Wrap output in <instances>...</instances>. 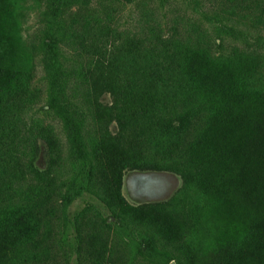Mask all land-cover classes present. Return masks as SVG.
<instances>
[{
	"label": "rangeland",
	"instance_id": "374dc122",
	"mask_svg": "<svg viewBox=\"0 0 264 264\" xmlns=\"http://www.w3.org/2000/svg\"><path fill=\"white\" fill-rule=\"evenodd\" d=\"M48 4L0 0V99L6 100V114H15L12 126L18 129L11 154L22 170L10 179L24 175L32 160L72 199L65 206L66 236L59 235L62 264H79L77 220L80 227L87 223L85 233L100 235L87 250L99 257L96 264H264V91H251L264 85V0H61L64 14L54 29L92 164L73 158L62 122L47 106L38 46L51 20ZM79 11L98 16L99 23H77ZM174 33L210 45L212 53L208 59L189 57L200 84L185 73L183 50L168 59L179 73L164 79L180 85L181 116L190 102L232 99L245 130L257 136L259 154L251 162L223 146L171 155L181 141L175 129L160 130L157 104L177 92L170 85L160 88L164 74L155 61L149 60V72L140 73L144 58L129 48L140 47L146 36L166 39ZM115 52V65L108 68L99 55L107 59ZM140 77L143 86L150 85L126 81ZM115 80L120 93L108 88ZM136 107L147 114L130 111ZM127 118L130 124L123 126ZM7 134L3 142L15 131ZM142 135V148H136ZM110 164L117 167L113 186L123 203L108 196L111 184L102 175ZM91 172L95 193L88 190ZM5 180L7 175H0ZM139 206H152L154 213L136 212Z\"/></svg>",
	"mask_w": 264,
	"mask_h": 264
},
{
	"label": "trees",
	"instance_id": "16d2710c",
	"mask_svg": "<svg viewBox=\"0 0 264 264\" xmlns=\"http://www.w3.org/2000/svg\"><path fill=\"white\" fill-rule=\"evenodd\" d=\"M60 1L48 0L51 20L38 46V51L43 56L46 69V80L48 83L47 106L49 111L61 120L64 132L68 137L73 158L77 161L78 156L82 160L85 159L91 162L90 151L83 135V123L77 119L76 114L82 115L79 113V106L72 99L70 81L64 75V54L54 29L57 19L64 14V11L59 6ZM123 1L130 3L133 0ZM81 20H96L99 23L97 21L98 16L89 15L86 17L83 12L79 11L77 12V23ZM73 22L74 19H72V24ZM143 44L144 46L142 47ZM180 50L184 51L186 57L183 61V65L186 68L185 73L192 82L200 84L199 78L201 75L191 67L189 57L199 55L203 59H208L207 57L212 55L210 45L203 44V46H200L195 41L174 33L166 39H150L149 36H146L144 43L142 42L140 47L139 45H134L129 48V52L134 54L140 51L141 58H144L142 62L145 65L142 71H139L140 73L149 72L150 67L148 65L152 64L149 60L155 61L158 64H154L155 68L161 67V72L164 74L159 82L160 88L164 90L166 85H170L177 92L173 98L163 95V100L159 102L160 105L157 104L162 109L157 122V125L162 127L160 130L175 129L181 141L172 150L171 155H185L188 150L196 149L197 147H204L211 151L223 146V148L230 149V151L235 150L242 160L244 158L243 161L245 163L251 162L259 154L256 147L257 136L245 130V118L236 112L232 99H221L217 103L206 100H202L199 103L190 102L187 104L186 109L188 114L181 116L180 110L184 106L183 99L185 97L178 93L180 85L178 81H170L171 79L168 77L164 79L167 75H171L172 72L178 75L179 70L174 69L172 71V68L169 67L168 59L174 57ZM116 54L115 52L110 56L108 55L107 59L105 55H99V59L106 62L109 68L110 65L111 67L115 65ZM115 79L119 78L116 77ZM126 81H132L136 87L144 88L150 85L146 81V85L143 86L145 79L142 77L137 80L126 79ZM116 82L117 80L108 85V88L113 93H120V86H117ZM103 86L105 87V85ZM251 91H264V85L254 87ZM214 92L220 93L219 90H214ZM144 99H146L145 96ZM144 99L139 102V106H142ZM5 102L6 100L0 99V175L4 177L7 175V180L0 181V264H62L61 255L59 254V235L63 233L64 237L66 236L65 229L69 224V219L66 216L65 206L70 204L72 199L70 196L64 197L65 193L62 194L61 187H53V181H48L43 172L36 170L34 164L31 163L32 160L24 170V175H13L10 179L12 172L18 171L20 173L22 169L17 166L19 159H15L14 155L11 154L12 148L15 146L14 138L18 134V129L14 130V126H12L15 123L16 116L14 113L6 114ZM172 105L174 110L169 111L168 107ZM130 111L141 116L147 114L145 107H136L135 109H130ZM122 123L123 126L129 125L130 119L127 118ZM13 131H15V134L11 139L8 142H3L6 134L8 133L7 137H9ZM144 136L146 135H142L134 143L136 148H142V138ZM101 168L106 170L104 165ZM116 168L113 164H110L108 173L104 172L102 177L111 184L108 196L113 197L118 203H123L117 188L113 186L115 180L118 179L117 175L119 176V174L115 173ZM96 169H98V163ZM248 177L254 178V175L252 177L249 174ZM94 178L95 175L91 172L88 190L95 193ZM72 186L69 190L73 188ZM116 187H119V184L118 186L116 184ZM74 190L75 192L77 191V189ZM146 211H151L150 213L152 214L154 213V207L139 206L136 209V212L139 213H145ZM83 224L80 227L77 220L79 264H96L95 261L99 257L95 252L87 250L91 247L90 241L97 239L100 235L97 232L85 233L87 223ZM46 260L53 262L49 263Z\"/></svg>",
	"mask_w": 264,
	"mask_h": 264
}]
</instances>
